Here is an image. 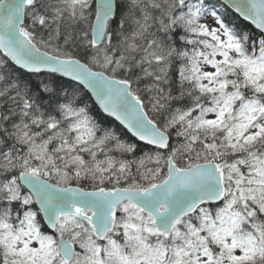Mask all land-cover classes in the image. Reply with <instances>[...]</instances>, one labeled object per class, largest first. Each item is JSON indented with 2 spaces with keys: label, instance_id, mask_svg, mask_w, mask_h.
Masks as SVG:
<instances>
[{
  "label": "snow or ice",
  "instance_id": "obj_1",
  "mask_svg": "<svg viewBox=\"0 0 264 264\" xmlns=\"http://www.w3.org/2000/svg\"><path fill=\"white\" fill-rule=\"evenodd\" d=\"M0 264H264V0H0Z\"/></svg>",
  "mask_w": 264,
  "mask_h": 264
},
{
  "label": "trees",
  "instance_id": "obj_2",
  "mask_svg": "<svg viewBox=\"0 0 264 264\" xmlns=\"http://www.w3.org/2000/svg\"><path fill=\"white\" fill-rule=\"evenodd\" d=\"M212 2H213V3H215V2H216V0H212ZM107 122H111V121L109 120V121H107Z\"/></svg>",
  "mask_w": 264,
  "mask_h": 264
}]
</instances>
